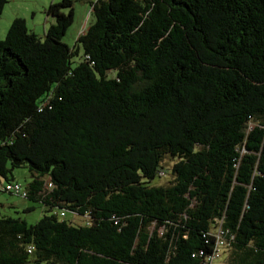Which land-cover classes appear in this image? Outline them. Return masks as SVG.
I'll return each mask as SVG.
<instances>
[{"label":"trees","instance_id":"16d2710c","mask_svg":"<svg viewBox=\"0 0 264 264\" xmlns=\"http://www.w3.org/2000/svg\"><path fill=\"white\" fill-rule=\"evenodd\" d=\"M46 12L0 39V185L44 207L0 264H264V0H99L74 48Z\"/></svg>","mask_w":264,"mask_h":264},{"label":"rangeland","instance_id":"374dc122","mask_svg":"<svg viewBox=\"0 0 264 264\" xmlns=\"http://www.w3.org/2000/svg\"><path fill=\"white\" fill-rule=\"evenodd\" d=\"M63 0H10L6 7L2 19L0 21V39L5 40L7 33L11 27L10 18L20 16L25 19L30 31L37 35L43 36L44 33L51 28L52 20L56 22L53 16L47 15V9L52 3H61ZM74 1V24L69 28L64 42L71 48L77 44L79 37L95 22V17L92 16L93 5L99 0H73ZM43 3H47L46 8ZM64 12L69 14L71 9H65ZM54 22V23H55ZM5 27V30H4ZM82 56L76 58L74 61L79 63ZM176 161L167 159L164 163L165 171L161 178H157L153 185L168 186L173 181L172 168ZM15 183L20 184L24 189H27L32 182L31 173L27 168L18 169L14 171ZM34 207L31 212H24V209ZM14 217L25 219L29 224L35 225L44 216V207L27 198L17 195L5 193L0 196V218ZM68 219H74L72 215ZM75 222L78 224H85V218H76ZM227 255L224 254L221 259L214 264H226Z\"/></svg>","mask_w":264,"mask_h":264},{"label":"built area","instance_id":"2783aa9c","mask_svg":"<svg viewBox=\"0 0 264 264\" xmlns=\"http://www.w3.org/2000/svg\"><path fill=\"white\" fill-rule=\"evenodd\" d=\"M5 193L17 195V196L24 197V198L28 197V191L26 189H24L18 183H10V184H5V185H0V196L5 194ZM62 216L64 217L65 214L63 213ZM224 246H225V241L222 238V236H220L219 237V247L223 248ZM218 257H219V254L217 252L215 254V256L212 259H210V262H212V264H213L216 260H218Z\"/></svg>","mask_w":264,"mask_h":264},{"label":"crops","instance_id":"0c3cea01","mask_svg":"<svg viewBox=\"0 0 264 264\" xmlns=\"http://www.w3.org/2000/svg\"><path fill=\"white\" fill-rule=\"evenodd\" d=\"M46 6H47V3H43V7L46 8ZM19 18H22V17H20V16H16V17L10 18V19H9L10 24L12 25L13 22H14L16 19H19ZM24 20H25V19H24ZM54 22H55V21L52 20V24H54ZM4 30H5V27H4ZM33 209H34V207H30V208L24 209L23 211H25V210H33Z\"/></svg>","mask_w":264,"mask_h":264}]
</instances>
